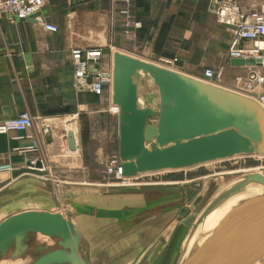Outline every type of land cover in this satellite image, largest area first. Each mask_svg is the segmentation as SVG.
I'll list each match as a JSON object with an SVG mask.
<instances>
[{"label": "crops", "instance_id": "1", "mask_svg": "<svg viewBox=\"0 0 264 264\" xmlns=\"http://www.w3.org/2000/svg\"><path fill=\"white\" fill-rule=\"evenodd\" d=\"M208 1L130 0L126 4L122 0H48L41 12L27 21L12 23L0 16V122L25 111L35 118L30 130L0 135V163L14 166V170L0 173V223L19 212L42 210L17 207L27 202L30 194L43 190L39 178L44 172L55 169L67 177L87 176L81 117L94 112L92 102L100 96L75 88L73 48L102 50L92 70L113 69V53L119 50L152 63L178 58L184 71L173 70L203 81L197 75L207 68L223 71L217 83L224 74H247L250 65L228 62L233 34L209 12ZM126 7L132 14L129 25L121 13ZM45 24L58 29L50 31ZM220 84L232 88L226 82ZM70 125L75 149L68 143ZM45 128L49 131L44 132ZM31 135L39 140L38 150L22 152L32 146ZM36 159L44 160L48 168L29 169ZM95 201L87 200L85 207L112 210L98 207Z\"/></svg>", "mask_w": 264, "mask_h": 264}, {"label": "water", "instance_id": "2", "mask_svg": "<svg viewBox=\"0 0 264 264\" xmlns=\"http://www.w3.org/2000/svg\"><path fill=\"white\" fill-rule=\"evenodd\" d=\"M231 64L255 61L232 59ZM112 102L120 109L119 157L126 177L264 155V108L256 100L119 50L113 53ZM68 143L76 148L72 131ZM253 182L264 184V176L248 175L237 190ZM26 233L58 237L60 246L69 249L49 251L35 264H88L80 254L76 225L62 212L27 210L7 217L0 223V251ZM263 257L261 195L238 206L184 264H255Z\"/></svg>", "mask_w": 264, "mask_h": 264}, {"label": "rangeland", "instance_id": "3", "mask_svg": "<svg viewBox=\"0 0 264 264\" xmlns=\"http://www.w3.org/2000/svg\"><path fill=\"white\" fill-rule=\"evenodd\" d=\"M155 62L169 66L161 60ZM172 67L183 70L178 63ZM234 77L224 74L220 83L226 82L225 85L239 91ZM111 96L107 92L93 100L94 112L81 117L87 176L67 177L55 169L46 171L39 178L43 190L30 194L29 200L17 208L64 213L76 225L80 254L88 264H182L187 258L186 241L195 234L198 215L220 189L234 186L253 173L264 175V155L145 174L136 181L142 184L139 189L120 191L117 181L106 174L109 160L119 155V111L115 110L119 107L113 104ZM71 130L72 125L68 126ZM171 186L179 190L169 191ZM87 200H96L98 207L112 210L93 211L85 207ZM92 212L93 217L86 216ZM59 242L58 237L27 233L0 251V264H35L49 251L65 250ZM195 248L196 244L191 252ZM255 264H264V257Z\"/></svg>", "mask_w": 264, "mask_h": 264}, {"label": "built area", "instance_id": "4", "mask_svg": "<svg viewBox=\"0 0 264 264\" xmlns=\"http://www.w3.org/2000/svg\"><path fill=\"white\" fill-rule=\"evenodd\" d=\"M130 4V0H122ZM48 0H0V16L12 23L27 21L41 12ZM209 0L208 10L220 24L225 25L233 34L228 50V62L232 59L254 60L250 65L246 76L236 77V83L240 92L256 99L264 108V0ZM121 13L127 18V25L131 24L132 14L128 7L123 8ZM50 31H57V26L45 24ZM103 52L101 49L84 51L82 48H73L71 51L72 63L75 70V88L79 92H90L97 96H104L106 92L112 95L113 69L92 70V64L100 60ZM169 66H175L178 58L164 59ZM261 61L262 65H258ZM222 75V70L216 71L207 68L203 71L202 78L217 80ZM119 111V108H115ZM35 126V118L30 112L25 111L17 117L0 122V135L12 131H27ZM49 129L45 128L44 132ZM32 146L22 148V152L38 150L39 140L31 135ZM48 167L44 160L36 159L31 162L29 169L45 171ZM14 170L10 162L0 163V173ZM106 174L117 181L120 187L142 185L136 181L144 176L126 177L123 175V167L119 155L113 156L107 166Z\"/></svg>", "mask_w": 264, "mask_h": 264}, {"label": "bare ground", "instance_id": "5", "mask_svg": "<svg viewBox=\"0 0 264 264\" xmlns=\"http://www.w3.org/2000/svg\"><path fill=\"white\" fill-rule=\"evenodd\" d=\"M164 66H166L167 68L168 67L174 68L168 65H164ZM204 81L207 83L212 82L213 83L212 85L220 86V87L232 90L234 92L244 94L240 91L234 90L233 88L225 87L215 82L216 80L211 81V80L204 79ZM244 95L251 97L247 94H244ZM253 99L256 100L255 98ZM111 100H112V96H111ZM254 155L256 154L238 155L234 157L254 156ZM234 157H231V158H234ZM226 159H229V158H226ZM221 160H224V159H221ZM210 162H214V161H210ZM206 163H209V162H206ZM202 164H205V163H202ZM196 166H199V165H196ZM196 166H193V167H196ZM189 168H192V167H189ZM184 169H187V168H184ZM162 171H167V170H162ZM162 171H158V172H162ZM152 173H155V172H152ZM146 174H150V173H146ZM258 174L263 175L262 173H258ZM245 181H246V178L244 180L242 179L238 181L236 184H234V186L233 185L230 187L227 186L217 191L212 201L208 203L207 208L198 215L197 217L198 223L195 229V234L189 240L186 241V248L188 249L186 250L187 258H185L182 264H184L195 253V251L200 249L211 238L214 232L218 230V228H220V226L223 224V221L238 206H240L243 202L247 200L253 199L257 196L264 195V184H261V183H250V184L245 185V187L243 188L241 187L239 190H237L238 186H240L241 184H244ZM194 243L196 244V248L191 252V250L195 246ZM65 252L69 253V249L66 248ZM62 263L72 264L70 261H65ZM62 263H53V264H62ZM1 264H6V263H1ZM14 264H23V263L19 261L18 263H14Z\"/></svg>", "mask_w": 264, "mask_h": 264}, {"label": "flooded vegetation", "instance_id": "6", "mask_svg": "<svg viewBox=\"0 0 264 264\" xmlns=\"http://www.w3.org/2000/svg\"><path fill=\"white\" fill-rule=\"evenodd\" d=\"M174 184H176V183H174Z\"/></svg>", "mask_w": 264, "mask_h": 264}]
</instances>
